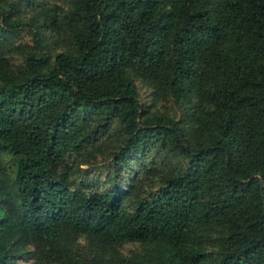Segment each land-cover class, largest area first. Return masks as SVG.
Masks as SVG:
<instances>
[{
	"label": "trees",
	"instance_id": "1",
	"mask_svg": "<svg viewBox=\"0 0 264 264\" xmlns=\"http://www.w3.org/2000/svg\"><path fill=\"white\" fill-rule=\"evenodd\" d=\"M7 1L0 52L26 38L32 50L21 74L0 72V264L31 254L27 239L43 257L90 264L62 250L69 231L157 247L135 264H204L185 244L212 224L226 230L216 264H264V0ZM54 38L73 50L55 53ZM135 73L182 117L144 105ZM114 131L116 177L161 180L133 206L121 184L65 179Z\"/></svg>",
	"mask_w": 264,
	"mask_h": 264
},
{
	"label": "rangeland",
	"instance_id": "2",
	"mask_svg": "<svg viewBox=\"0 0 264 264\" xmlns=\"http://www.w3.org/2000/svg\"><path fill=\"white\" fill-rule=\"evenodd\" d=\"M62 11L69 9L77 0H52ZM11 1H7L6 7H10ZM30 38L23 39L18 44V48L10 53L0 52V72L7 71L11 76L19 75L25 67V57L32 50ZM54 52L71 51L73 44L67 38L59 41L57 38L52 40ZM138 86L140 97L144 105L159 112L167 113L177 119L181 118L184 111L175 102L173 97L157 81L145 79L140 74L134 75ZM106 138L97 147L82 153L69 167L65 178L71 185H81L88 189L107 190L121 184L128 188L131 199L128 205L133 206V201L159 190L161 186L160 178L146 177L142 181L135 180L133 176L117 178L111 169L112 149L117 144V138L113 136ZM179 161L173 162L177 165ZM184 162V160H180ZM226 235V230L219 224L202 226L186 242L187 249L197 248L206 255L204 264H216L221 258L222 240ZM62 250L83 262L95 264H135L138 259L154 250L157 247L138 242L116 243L108 248L96 245L87 235L69 231L61 241ZM24 252L29 251V255H21L18 258L20 264H65L52 257H43L37 246L30 240L25 241Z\"/></svg>",
	"mask_w": 264,
	"mask_h": 264
}]
</instances>
